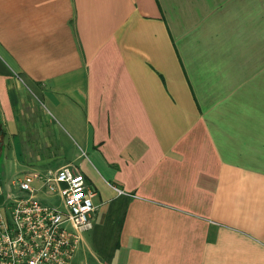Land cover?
Returning a JSON list of instances; mask_svg holds the SVG:
<instances>
[{"label": "crops", "instance_id": "1", "mask_svg": "<svg viewBox=\"0 0 264 264\" xmlns=\"http://www.w3.org/2000/svg\"><path fill=\"white\" fill-rule=\"evenodd\" d=\"M66 164L73 264H264V0H0V172Z\"/></svg>", "mask_w": 264, "mask_h": 264}, {"label": "built area", "instance_id": "2", "mask_svg": "<svg viewBox=\"0 0 264 264\" xmlns=\"http://www.w3.org/2000/svg\"><path fill=\"white\" fill-rule=\"evenodd\" d=\"M93 195L69 164L7 181L0 187V264H73L81 233L92 227Z\"/></svg>", "mask_w": 264, "mask_h": 264}, {"label": "rangeland", "instance_id": "3", "mask_svg": "<svg viewBox=\"0 0 264 264\" xmlns=\"http://www.w3.org/2000/svg\"><path fill=\"white\" fill-rule=\"evenodd\" d=\"M12 172H14V170ZM10 174L11 173L9 172L8 167H6L5 170H3V172L2 171L0 172V178L3 181V184L7 183ZM47 201L49 202L51 200L50 199H47ZM1 206L3 207V205H1Z\"/></svg>", "mask_w": 264, "mask_h": 264}]
</instances>
